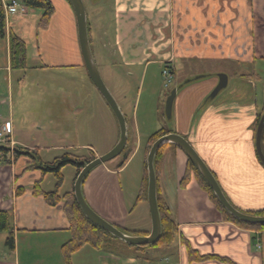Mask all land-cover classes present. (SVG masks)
Returning a JSON list of instances; mask_svg holds the SVG:
<instances>
[{"label":"crops","instance_id":"0c3cea01","mask_svg":"<svg viewBox=\"0 0 264 264\" xmlns=\"http://www.w3.org/2000/svg\"><path fill=\"white\" fill-rule=\"evenodd\" d=\"M49 1L53 6V12L45 27L37 25L41 15L38 9H28L23 15L5 14V34L0 38H3L5 42L8 68V38L9 33H14L25 43L26 65L30 61L32 64L39 63L32 68L85 69L78 44L75 16L70 3L68 0ZM206 1L209 4L206 5ZM215 1L217 0H111V8L115 12L112 34L96 23L90 22L85 10L91 34L90 48L92 45L95 46L99 56L98 61L102 65L114 63L102 55L107 47V52L118 55V59L124 65L142 66V72L152 64L161 66L164 61H172L174 75L176 70L174 59L171 58L176 51L174 46H179V42L183 44L184 50H187V45L189 49L194 48L193 53H180L183 57H189L191 54L198 58L205 57L222 48L219 45L224 41L220 37V31L216 30L218 26L215 25L214 16L207 12V7H212L215 11V8L220 6L214 4ZM100 2L101 0H88L93 11H97ZM187 3L192 7L190 10L194 12L193 14L184 12ZM235 6L232 4L230 7L236 12V17L242 18L245 24L247 20L248 24L247 28L243 26V46H235V52L231 57L244 59L245 63L252 65L256 60L264 58V0H242L237 4L238 9ZM222 9L223 7H220L221 11ZM180 11L182 14L179 13ZM238 22L242 26L243 22L241 20ZM180 34L185 35L187 40L183 38L180 41ZM174 36L177 37L175 44ZM228 40L227 37L226 42ZM214 44L218 45L214 48L215 51H212L209 46ZM91 51H93L92 48ZM92 54L94 57L93 52ZM131 75V73L128 74V76ZM241 78L242 81L250 79L243 76ZM190 80L185 85L176 87V95L171 107V110L174 107L178 125V130L175 132L184 137L195 149L235 208L243 212L264 209V168L258 161L254 146L253 124L257 113L256 103L251 101L244 105H237L223 102L217 108H214L215 105L209 106L195 122L194 111L212 89L214 80L204 77L198 82ZM45 93L47 92H38L39 95H35V101L37 97L51 99V91L47 95ZM4 98L0 97V113ZM98 98L101 104L103 98L101 95ZM6 99L10 111L9 117L6 115L2 118L0 114V122L10 119L12 139L16 146L30 151L35 150L42 162H50L58 157L53 154L59 149L55 147L50 149L54 152L52 154L40 152L36 144H29L27 139L16 136L10 90L7 92ZM40 101L37 105L36 117L28 126H38V130L48 129L50 127L47 123L50 124L53 119L58 121L59 117L43 114V105L53 107V100ZM102 103L106 107V102ZM82 107L83 105L76 108L82 109ZM162 114L159 113L160 117L164 118ZM123 115L127 134L131 130L134 136L135 133L132 131L134 120L128 123L126 115L124 113ZM19 120H22V117ZM115 132V137L112 136L113 143H109L102 151L91 145L86 149L90 150L95 157L105 154L118 139V125ZM136 149L131 150L128 160L119 169L114 168L116 163L107 164L106 162L91 169L84 177L81 192L88 205L99 216L125 229H129V217L132 210L138 204L143 209L145 203L144 212L146 208L149 224L144 218L143 223L147 227L132 232L138 231L139 235H146L151 229L147 201L135 202V198L132 201L131 194L125 193L120 180L122 169L137 153ZM139 149L143 151L146 158L144 147L140 146ZM186 161V155L178 147L167 144L158 164L156 188L177 226L172 244L167 247H149L137 251L131 248L133 251H127L128 253L115 247L117 245L115 243L110 250L93 248L91 256L95 258V264H264V231L258 233L224 220L207 193L199 187L193 174L190 175L187 183L181 186L180 180L185 173ZM28 164H32V161L26 155L15 158L12 151L0 153V209L9 215L14 237V247L6 253L5 250L8 248L4 241L7 234L0 232V254H14L20 246L23 251V245L29 243V248H25V252H29L30 248L34 253L38 250L50 249L49 259L56 260L53 263L58 264L60 259H63L61 246L70 238L69 222L62 209L63 202L50 206L45 203L42 195L33 194L32 187L35 183H39L42 191H50L54 188L55 181L48 178L50 173L43 175L38 169H26ZM76 175L75 168L71 187L68 186L62 193L59 192V195L73 190L72 185ZM142 176L143 172L139 175V186ZM64 181L63 177L62 183ZM257 244L260 245L259 248ZM82 247L73 253L79 252ZM188 247L200 255H215L226 258L227 261L217 259L191 261L187 255ZM0 264L19 263L15 258L5 260L0 258ZM70 264H73L71 257Z\"/></svg>","mask_w":264,"mask_h":264},{"label":"rangeland","instance_id":"374dc122","mask_svg":"<svg viewBox=\"0 0 264 264\" xmlns=\"http://www.w3.org/2000/svg\"><path fill=\"white\" fill-rule=\"evenodd\" d=\"M83 1L90 22L96 23L100 28H105V31L112 34L115 12L111 8V0H101L100 7L96 9L97 11L92 10L88 0ZM239 1L217 0L214 4H219L220 6L215 8V11L212 7H207V12L213 14L215 25L218 26L216 30L220 31V37L224 41V43L219 45L222 48L218 49L216 53L206 55L205 57L198 58L192 54L190 55L191 57H183L180 56V53H193L194 48L189 49L187 45V50H184L182 48L183 44L179 42V46H174L176 51L172 54L173 57L171 58L172 60L174 59L176 71L169 83L167 82L168 77L165 80L161 74L162 69L167 66L163 62L161 66L159 64H152L147 67L146 71L142 72V66L128 67L124 65L118 59V55L107 52L108 48L106 47L102 55L107 57L108 61H113L114 63L102 65L98 61L99 56L95 46H91L99 74L106 88L114 98L122 114L126 115L128 123L130 120L131 123L134 120V129L132 128V131L135 135L132 136L131 130L128 132V146H126V149L131 151V149L137 148L135 151L137 153L131 157L129 163L120 173L122 188L125 193L131 194L132 201L138 193L139 175L143 172V165L145 163L143 151L139 147H144L149 135L163 126L166 130L174 131L173 133H176L175 131L178 130L174 107L171 110L169 118H167L164 110L167 94L173 89L185 85L190 79L191 82H198L202 77L213 78L214 84L212 89L206 98L196 107V111H194L195 122L197 117L207 107L215 105L214 108H217L223 102L244 105L253 101L257 105V112H260L264 98V58L256 60L255 64L251 65L250 63H245L244 59L231 57L235 52V46H243V26L247 28L248 24L247 20L245 24L242 18L238 19L236 12L230 7L232 4H235V8L238 9L237 4H239ZM207 4L209 3L206 1ZM220 7H223L222 11ZM191 8L187 3L184 12L193 14L194 12L190 10ZM192 18L195 19L193 15ZM246 18L248 19V17ZM239 20L244 25L240 26ZM246 31L247 29L245 30V37L247 35ZM227 37L229 40L226 42ZM183 38L187 40L185 35L180 34V41ZM176 39L177 37L174 36V44L176 43ZM217 45L214 44L212 45L214 47L211 45L209 47L212 51H215L214 48ZM4 46L5 42L3 38H0V97H5L0 114L2 118H5L6 115L9 117L10 111L6 95L8 90H10L13 101L12 113L16 122L14 125L16 136L27 139L29 144H36L40 152L52 154L54 152L50 149L54 147L59 149L53 154L54 156H60L63 153L85 155L89 152L86 149L88 148L87 146L91 145L102 151L109 143H113L112 136L115 137L116 134V119L108 105L106 107L103 106L102 102H104V99L100 104L98 98L100 96L99 92L89 80L85 69L78 70L77 68L61 67L32 68L39 63L35 62L32 64V62L28 61V64L23 69L10 70ZM197 53H200V51H197ZM166 71H168L167 68ZM129 73L132 75L128 76ZM245 73H254V77L250 78L249 81H242V76L240 75ZM221 76H225L227 79L226 84L219 88L213 97H210L213 90L217 87ZM8 84L9 87H7ZM50 91L52 97L47 100H53V107L44 104L43 114L48 116L57 115L59 120L53 119L50 124L47 123L50 127L48 129L38 130V126H28L36 117L37 105L40 104V100L47 101L45 98L40 99V97H37L35 101V95H39L38 92L49 93ZM82 105V109L76 108ZM159 113H163L162 116L164 118H161ZM21 117L22 120H19ZM55 125L57 126L54 127ZM121 156L122 154L119 157ZM118 161L119 159L116 157L106 163L114 164ZM74 172L75 167L71 164H67L62 168L61 174L65 181L60 186V193L68 186L71 187ZM48 178L56 182L52 174ZM144 206L145 203L143 209H141L142 207L138 204L132 210L129 217L130 225L128 226L131 230L124 228L129 233L139 235L138 231H132L143 230L146 226L143 223L144 218L149 224L148 213L146 208L144 212ZM113 243L117 244L115 247L118 249L125 250V253L132 250L117 240L105 243L103 249L110 250ZM23 246V251L20 246L16 253L14 252V254L11 253L10 255L0 254V258L2 260L15 258L19 264H26V261H31L29 264H54L53 261H56L49 259L51 256L50 249L44 251L37 249L38 251L34 253L31 248L29 252H25V248H29V243H25ZM8 250L10 249H6L5 252H9ZM87 250L90 251L87 252ZM92 250L94 249L91 246L84 245L79 252L73 253L71 256L73 264H95V258L91 256ZM58 264H66L64 257L60 259Z\"/></svg>","mask_w":264,"mask_h":264},{"label":"trees","instance_id":"16d2710c","mask_svg":"<svg viewBox=\"0 0 264 264\" xmlns=\"http://www.w3.org/2000/svg\"><path fill=\"white\" fill-rule=\"evenodd\" d=\"M9 1L10 0H0V36L1 37H3L5 34V14H4L3 5L4 3L7 4ZM18 1L20 4L24 5L25 7L29 9H38L41 11L40 18L37 22L38 27H45L49 23L50 17L53 12V6L49 0H18ZM87 36H88V40L90 43L91 34H90L88 23H87ZM8 44H9V69L15 70V69L25 68L26 67V58H25L26 47H25V43L23 42V40L20 39L14 33H9ZM241 76L246 77V78H252L254 77V74H243ZM263 111H264V98H263L260 112L256 113V117H255L254 124H253L254 131L256 129V126L259 122V119ZM168 132L169 131L166 130L165 128H159L158 130L150 134L144 145L145 154L155 139H157L161 135L166 134ZM165 147H166V144L162 145L156 152L154 159H153L154 170H155L156 176L158 173L159 160L161 158L162 151ZM262 150L264 153V130H263V137H262ZM8 151L9 150L7 148L0 147V153L5 154ZM88 151L89 152L85 155L63 153L62 155L53 158L50 162L40 161V159L35 153V150L30 151V150H27L21 147H16L14 148V151H13L15 158H18L20 155H26L30 158V160L32 161V164H28L26 166V169H38L43 175H45L46 173H50L53 175V177L56 180L54 188L50 191H42L39 187V183H35L32 187V190H33L34 195H42L45 203L50 206H55L58 203L63 202L62 209L69 222V232H70L69 240L66 241L61 246V252L64 257L65 263L70 264L71 254L84 245H89L92 248L99 250V249L104 248L105 243L107 244L110 241L113 242L117 240L129 248H133L135 251L144 250L149 247H159V246L167 247L171 245L172 242L174 241L177 226H176L175 221L171 217L169 209L167 205L165 204V201L159 194L157 188H156V200H157V209H158L160 227H161L160 236H159V239L153 244H146V245H139V246L128 245L118 240L117 238L109 234L107 231L93 224L91 221H89L84 216L79 206L77 205L74 194H73V190H70L69 192H65L62 195H59V189L63 182V176L61 174L62 168L67 164H71L75 166L76 173H77L83 166V163H86L95 157L90 150ZM130 152L131 151L128 149L123 150L122 156L119 158V161L114 166L115 169H119L124 165V163L126 162V160L128 159L130 155ZM191 174H193V176L195 177L199 187L207 193L209 199L214 204V207L218 210V212L221 214L224 220L231 221L237 226L242 227V228H247V229H250L253 231H259V232L264 231V224L244 223L232 217L222 207V205L220 204V202L214 195L208 183L198 173V171L196 170V168L194 167V165L189 159H187L186 161L185 173L182 179L180 180L181 186H184L187 183ZM146 190H147V173H146V168H145V163H144L143 176L140 182L138 193L135 198V202L146 201ZM248 213L253 214V215H264V209H261L255 212H248ZM117 228H119L124 233L131 234L120 226H117ZM0 232H5L7 234L4 244L8 249L12 250L14 247L13 229H12L9 215L7 214L6 211L2 209H0ZM187 249H188L187 250L188 259L191 261H203V260H208V259H217L220 261H227L226 258H222V257L215 256V255H209V254L200 255L195 250L189 247Z\"/></svg>","mask_w":264,"mask_h":264},{"label":"water","instance_id":"95a60500","mask_svg":"<svg viewBox=\"0 0 264 264\" xmlns=\"http://www.w3.org/2000/svg\"><path fill=\"white\" fill-rule=\"evenodd\" d=\"M70 3L76 21L77 27V37L80 53L82 56L83 64L85 66L86 72L93 83L94 87L97 89L99 94L103 97L105 102L110 107L119 127V137L115 145L107 151L105 154L95 157L92 160L83 163V166L78 171L74 183H73V194L77 205L84 214V216L91 221L93 224L107 231L109 234L117 238L118 240L132 246L146 245L155 243L160 236V219L157 209L156 200V177L154 170L153 159L158 151V149L164 144H173L177 146L186 157L192 162L198 173L205 179L210 188L212 189L214 195L222 205V207L235 219L250 224H264V215H253L245 213L236 209L225 197L222 192L216 178L213 176L211 171L208 169L204 161L199 157L195 149L191 144L181 135L177 133H167L163 134L153 141L150 145L148 152L146 154V172H147V190H146V200L150 214L151 229L146 235H133L127 234L121 231L114 224L106 221L101 216H99L86 202L81 192V185L86 174L94 167L103 164L112 158L118 156L127 140V130L125 118L120 111L118 105L116 104L114 98L110 94L109 90L106 88L102 78L96 67L89 41L87 36L86 27V13L82 0H68ZM225 76H221L217 87L213 90L210 97H213L219 88L226 84ZM176 95V89H173L165 100V114L167 118L170 117L171 107ZM264 130V111L261 114L259 122L256 126L254 133V146L255 152L259 158L260 163L264 168V153L262 150V137Z\"/></svg>","mask_w":264,"mask_h":264},{"label":"built area","instance_id":"2783aa9c","mask_svg":"<svg viewBox=\"0 0 264 264\" xmlns=\"http://www.w3.org/2000/svg\"><path fill=\"white\" fill-rule=\"evenodd\" d=\"M5 14H25L27 8L20 4L17 0H10L8 4H4ZM166 68L168 71H166ZM162 76L167 78V82L170 81L171 75L168 66L164 67L162 70ZM0 146L9 148L10 151H13L15 142L12 139V127L9 119L0 122Z\"/></svg>","mask_w":264,"mask_h":264},{"label":"flooded vegetation","instance_id":"af4514ba","mask_svg":"<svg viewBox=\"0 0 264 264\" xmlns=\"http://www.w3.org/2000/svg\"><path fill=\"white\" fill-rule=\"evenodd\" d=\"M177 90V89H176Z\"/></svg>","mask_w":264,"mask_h":264}]
</instances>
